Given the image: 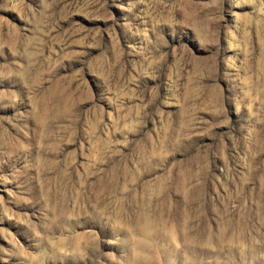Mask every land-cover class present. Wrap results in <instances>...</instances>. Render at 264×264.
<instances>
[{"label":"rangeland","instance_id":"1","mask_svg":"<svg viewBox=\"0 0 264 264\" xmlns=\"http://www.w3.org/2000/svg\"><path fill=\"white\" fill-rule=\"evenodd\" d=\"M0 264H264V0H0Z\"/></svg>","mask_w":264,"mask_h":264}]
</instances>
